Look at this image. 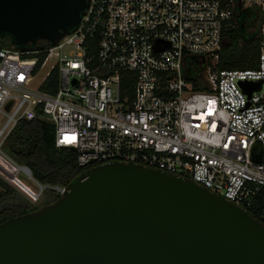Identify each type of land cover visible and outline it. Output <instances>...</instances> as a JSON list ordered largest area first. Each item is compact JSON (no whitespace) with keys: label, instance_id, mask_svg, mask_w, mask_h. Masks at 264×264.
<instances>
[{"label":"built area","instance_id":"built-area-1","mask_svg":"<svg viewBox=\"0 0 264 264\" xmlns=\"http://www.w3.org/2000/svg\"><path fill=\"white\" fill-rule=\"evenodd\" d=\"M235 7L263 15L257 65L217 69ZM44 43L0 46V147L18 120L39 117L53 125L56 147L75 149L80 167H153L264 217V0H88L77 28ZM188 56L211 60L208 90L186 81ZM54 71L56 89L44 91ZM126 72L133 77L123 88ZM259 80L248 98L239 81Z\"/></svg>","mask_w":264,"mask_h":264},{"label":"water","instance_id":"water-1","mask_svg":"<svg viewBox=\"0 0 264 264\" xmlns=\"http://www.w3.org/2000/svg\"><path fill=\"white\" fill-rule=\"evenodd\" d=\"M87 7L0 0V35L20 49L54 44ZM261 84L239 81L248 98ZM0 264H264V224L191 179L113 161L83 171L54 202L1 222Z\"/></svg>","mask_w":264,"mask_h":264},{"label":"trees","instance_id":"trees-1","mask_svg":"<svg viewBox=\"0 0 264 264\" xmlns=\"http://www.w3.org/2000/svg\"><path fill=\"white\" fill-rule=\"evenodd\" d=\"M262 13L257 8H234V16L222 30L223 47L219 53L217 69L255 68L259 52V27ZM0 46H12L7 34L0 35ZM44 42L30 44V48H41ZM18 48V47H15ZM40 60L44 54H39ZM211 60L188 56L185 60L186 81L193 91L208 90L203 77L205 67ZM131 73H123L122 85L126 87ZM127 79V80H126ZM133 82V81H132ZM57 86V73L54 71L42 89L54 92ZM54 127L41 119H20L1 144V150L18 166L28 168L33 180L44 186L42 200L33 203L21 190L0 178V223L9 218L37 210L43 205L54 202L60 194L53 187H66L78 175L92 167H80L76 163L75 153L55 146ZM264 224V217L252 213Z\"/></svg>","mask_w":264,"mask_h":264},{"label":"rangeland","instance_id":"rangeland-1","mask_svg":"<svg viewBox=\"0 0 264 264\" xmlns=\"http://www.w3.org/2000/svg\"><path fill=\"white\" fill-rule=\"evenodd\" d=\"M264 89V84H263ZM30 91H35V87H30ZM6 116L2 113H0V127L5 122ZM6 155V154H4ZM7 156V155H6ZM8 157V156H7ZM0 165L3 166L6 171H8L11 174L15 173V165L11 162L9 158H6L0 153ZM0 178L11 184L12 186L16 187L17 189L21 190L25 195L28 196V198L33 201L35 204H39L42 200V190L40 191V186L33 180V178H27L25 175H23L21 172L16 174V179L24 185V187L31 190L32 194L37 195V197H33L30 194L27 193V191L22 190L16 183L12 182L5 174L0 172ZM26 188V189H27ZM44 186H42V189ZM39 192V195H38Z\"/></svg>","mask_w":264,"mask_h":264},{"label":"bare ground","instance_id":"bare-ground-1","mask_svg":"<svg viewBox=\"0 0 264 264\" xmlns=\"http://www.w3.org/2000/svg\"><path fill=\"white\" fill-rule=\"evenodd\" d=\"M18 170H23V171H25V172H27V170L26 169H24V168H18ZM3 172L5 173V175L12 181V182H14V183H16L22 190H25V191H27V193L28 194H30L31 196H33V197H37V195H34V194H32V192H31V190L30 189H28L27 187V189L24 187V185L23 184H21L17 179H16V171H15V173L14 174H11V173H9L8 171H6V169L4 168V170H3Z\"/></svg>","mask_w":264,"mask_h":264}]
</instances>
